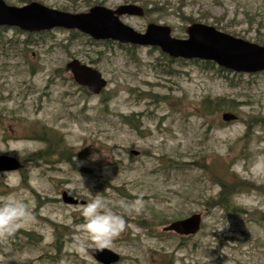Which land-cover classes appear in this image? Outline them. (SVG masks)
<instances>
[{
	"label": "rangeland",
	"instance_id": "374dc122",
	"mask_svg": "<svg viewBox=\"0 0 264 264\" xmlns=\"http://www.w3.org/2000/svg\"><path fill=\"white\" fill-rule=\"evenodd\" d=\"M3 1L72 14L136 4L144 15L120 21L139 33L152 23L185 39L199 23L264 46V0ZM71 60L106 80L99 95L74 83ZM224 113L235 120L223 122ZM43 131L48 142L36 139ZM0 156L22 164L0 172V200L26 198L32 217L0 235V264H99L69 247L89 190L144 201L139 213H122L129 227L105 248L116 264H264V169L254 166L264 156V72L205 67L75 30L0 28ZM220 179L233 183L235 211L217 204ZM64 192L82 204L63 203ZM192 214L202 216L196 235L162 230Z\"/></svg>",
	"mask_w": 264,
	"mask_h": 264
},
{
	"label": "water",
	"instance_id": "95a60500",
	"mask_svg": "<svg viewBox=\"0 0 264 264\" xmlns=\"http://www.w3.org/2000/svg\"><path fill=\"white\" fill-rule=\"evenodd\" d=\"M144 9L136 4H126L114 10L102 6L91 7L85 13L72 14L48 8L36 2L21 7L7 5L0 0V27L15 28L26 33H41L55 28L75 30L94 41H114L122 45L159 49L171 59L198 60L214 63L221 69L239 74L264 72V46L235 38L216 30L212 26L192 23L185 29L186 38L176 39L167 26L148 24L142 33L134 31L120 21L121 16L142 17ZM73 81L99 95L106 87V80L94 68L71 60L65 65ZM235 116L224 113L223 122L235 120ZM137 156V151H130ZM21 163L11 156H0V172L18 171ZM67 205L82 204L62 194ZM202 224L200 214L171 222L162 230L181 237L196 235ZM92 257L99 264H116L120 257L108 250H95Z\"/></svg>",
	"mask_w": 264,
	"mask_h": 264
},
{
	"label": "clouds",
	"instance_id": "9594fccd",
	"mask_svg": "<svg viewBox=\"0 0 264 264\" xmlns=\"http://www.w3.org/2000/svg\"><path fill=\"white\" fill-rule=\"evenodd\" d=\"M98 158L95 156L91 160ZM254 166L264 169V156H258ZM89 193L91 198L80 209L83 221L78 225L79 234L69 240L70 249L81 257H90L95 250L111 247L114 237L129 227L122 213H139L144 205L141 198L134 201L120 198L112 202L101 195L93 194L91 190ZM31 218L26 198L9 195L0 200V235L10 234L14 228ZM228 227L227 222L221 231Z\"/></svg>",
	"mask_w": 264,
	"mask_h": 264
},
{
	"label": "trees",
	"instance_id": "16d2710c",
	"mask_svg": "<svg viewBox=\"0 0 264 264\" xmlns=\"http://www.w3.org/2000/svg\"><path fill=\"white\" fill-rule=\"evenodd\" d=\"M24 3H26L24 1ZM262 45H264V41H261ZM193 61H198V60H193ZM203 65L205 67L211 66V62H204L203 61ZM223 106V101H221V99H219L218 102H216V105L214 106V108H221ZM34 135V133H33ZM37 140L43 141V142H48L47 140V136H46V131H43L40 135L38 134L36 136ZM48 146H50L49 143H47ZM51 147V146H50ZM48 150V149H47ZM219 185H220V193L218 194V205L220 206L221 210L227 212L229 210L235 211L236 209L234 208H230V204H229V197L231 195V189L230 187L233 186V183H226L224 181H219Z\"/></svg>",
	"mask_w": 264,
	"mask_h": 264
},
{
	"label": "flooded vegetation",
	"instance_id": "af4514ba",
	"mask_svg": "<svg viewBox=\"0 0 264 264\" xmlns=\"http://www.w3.org/2000/svg\"><path fill=\"white\" fill-rule=\"evenodd\" d=\"M66 70V69H65ZM67 71V70H66ZM67 72H69V71H67Z\"/></svg>",
	"mask_w": 264,
	"mask_h": 264
}]
</instances>
